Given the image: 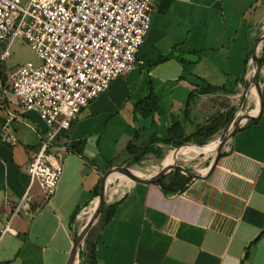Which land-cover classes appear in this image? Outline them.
Listing matches in <instances>:
<instances>
[{
	"label": "crops",
	"instance_id": "crops-1",
	"mask_svg": "<svg viewBox=\"0 0 264 264\" xmlns=\"http://www.w3.org/2000/svg\"><path fill=\"white\" fill-rule=\"evenodd\" d=\"M155 1L133 70L116 77L66 133L70 152L51 198L37 184L30 189L27 172L45 123L38 113L22 111L14 93L4 106L0 100V126L14 115L18 135L14 145L0 141V264H68L104 174L133 159L129 144L135 151L150 144L143 163L203 127H213L209 136L190 141L209 143L234 118V97L244 90L264 29V0ZM17 42H0V51L10 52L0 62L5 85L20 66L12 59ZM207 87L214 90L197 92ZM249 120L216 162L218 153L186 173L181 186L165 190L158 182L134 181L107 203L87 243L97 264H264V108ZM28 191L29 207L11 218L7 199L19 202ZM9 219L12 230L3 233Z\"/></svg>",
	"mask_w": 264,
	"mask_h": 264
},
{
	"label": "built area",
	"instance_id": "built-area-1",
	"mask_svg": "<svg viewBox=\"0 0 264 264\" xmlns=\"http://www.w3.org/2000/svg\"><path fill=\"white\" fill-rule=\"evenodd\" d=\"M155 7V0H0V42L25 40L40 59L20 66L10 85L0 79L2 106L14 93L21 110L38 113L46 125L27 167L30 189L37 184L47 199L56 193L70 152L62 139L91 101L133 70ZM9 55L0 51V62ZM14 118L0 126L1 142H18ZM31 199L29 191L19 202L7 199L11 218ZM11 230L9 219L3 233Z\"/></svg>",
	"mask_w": 264,
	"mask_h": 264
},
{
	"label": "rangeland",
	"instance_id": "rangeland-1",
	"mask_svg": "<svg viewBox=\"0 0 264 264\" xmlns=\"http://www.w3.org/2000/svg\"><path fill=\"white\" fill-rule=\"evenodd\" d=\"M17 43H18V47H17V50H16V52L12 58L13 62L15 64L18 63L20 66H22V65L26 64L28 61H32L36 64L40 63V59H39L37 53L31 48V46L28 44V42H26L25 40H22V39H18ZM263 45H264V43H263ZM263 51H264V47H263L262 52ZM261 63L263 64V68H262V71L260 74V86H261V93L260 94L264 95V57L261 59ZM249 79L250 78L248 77L247 83H246L244 88L248 87ZM242 94H243V90H240L238 92V94L236 95V97H234L235 105L232 107V110L229 112L230 116H233V117L236 114H238V121L244 117V114L239 115V112L241 111V109L243 107V105L241 107L239 106L241 99H242ZM253 108H255L254 104L249 105V107L247 108L245 113H249V112L253 111ZM258 108L259 107L255 108V109H258ZM245 121H247V119ZM245 121H243V123ZM225 129H226V127L223 129V131L220 133L219 136L222 135V133L224 132ZM62 140H65V139H62ZM209 143H212V141ZM209 143H204L202 146L207 145ZM197 144H198L197 142L189 141V142L184 143L180 147L169 148L168 151L178 149V150L184 151V152H191L195 149L192 146L197 145ZM168 151H166L162 157L148 156L145 159V161L143 163H141L140 165L132 164L131 158H124L121 163L117 164L116 166H114L112 168H116L115 171H117L118 169L124 168V167L129 168L130 170L135 169V170L142 172V173H139V172H137V171L135 172V170H133L136 174L139 173V175H142V174L147 175L150 173H156L157 171H160L162 169H166L168 167L173 166V165H161V161ZM190 155L192 158L189 159L188 161L184 162L183 165L185 167H187L189 169V171H194V172L201 170L205 166L209 165V163L214 159L213 156H208L207 153H199L198 152V153H194V154H190ZM112 168H110V169H112ZM115 171H113L108 177H110L112 174H114ZM181 174H184V173H181L178 170H172L168 175H170L171 177H176V176H179ZM132 176H133L132 174H122L120 178L119 177L114 178L109 182V184H108L109 193H112L116 189H118V193H116L115 196L111 200L106 201L105 204L111 203L114 199H116L122 193V191L124 189H126V188L129 189L135 183V182H132L129 184L127 182L129 179L132 178ZM99 191H100V188H99ZM100 217H99V219H100ZM99 219L97 220V222L94 224V226L91 228V230L88 232L87 236L84 239L82 249H81V253L79 256V260H78L79 264H86V259H85L86 249H85V247H86V245H88L87 243L90 240V238L92 237L93 232H94L93 229L97 225ZM85 222H86V220H83V224Z\"/></svg>",
	"mask_w": 264,
	"mask_h": 264
},
{
	"label": "bare ground",
	"instance_id": "bare-ground-1",
	"mask_svg": "<svg viewBox=\"0 0 264 264\" xmlns=\"http://www.w3.org/2000/svg\"><path fill=\"white\" fill-rule=\"evenodd\" d=\"M263 43H264V29H263L262 34L260 35V40L256 45L255 56L262 52L263 47H264ZM257 69H258V64L253 63L252 67L250 68L249 75H248L250 79H249V85H248V89H247L245 104H243V107H242L241 111L239 112V115L244 114V117L238 121V129L243 126V121H245L246 119L247 120L252 119L253 116L256 113H259V111H260L261 86L259 83V79L258 80L256 79ZM251 104H254L255 108H257V107H259V108L258 109L253 108V111H251L249 113H245V111L247 110V108ZM231 126H232V124H230L229 126L226 127V129L224 130L222 135L219 136V139H226L229 137V135L231 133ZM192 147L195 149L191 152H184V151H180L178 149L168 151L166 153V155L164 156V158L162 159L161 165H173V166L168 167L166 169H175L179 166H182L184 162L191 159L192 157L190 154H194V153L199 152V153H207L208 156L215 157L217 155V153L219 155L220 151L223 150L226 146L221 145L220 140H218V141L209 143V144L204 145V146L194 145ZM218 155H217V157H218ZM217 157L215 159H217ZM133 170H135V169H133ZM133 170H131L130 172H126L124 170L118 169L110 177H107L105 188L103 190H101L100 195L97 197V199L95 200L93 205L90 206L88 209H86V211L83 214V220L88 221L94 215L96 209L101 207L102 204H105L106 201L111 200L115 196V194L118 193V189H116L112 193H109V191H108V184L112 179L117 178V177L120 178L122 174L139 175V173H142L138 170H135V172L136 171L139 172L138 174H136ZM142 175H140V176H142ZM127 182L130 184L134 181L131 178ZM98 219H99V217L96 216L90 220V224H89V227H88L87 232L85 234V237L87 236L88 232L91 230V228L94 226V224L97 222ZM75 264H79V261L77 260Z\"/></svg>",
	"mask_w": 264,
	"mask_h": 264
},
{
	"label": "water",
	"instance_id": "water-1",
	"mask_svg": "<svg viewBox=\"0 0 264 264\" xmlns=\"http://www.w3.org/2000/svg\"><path fill=\"white\" fill-rule=\"evenodd\" d=\"M259 40H260V38H259ZM259 40H258V42H259ZM257 43H256V45H257ZM256 45H255V48H254V51H253L252 63H257L258 64V69H257V73H256V79L257 80L259 79V83H260V74H261V71H262V68H263V64L261 63V59L264 57V51L262 53H259V54H257L255 56ZM247 89H248V87L244 88V90H243L242 99H241V102H240V105H239L240 107L245 103ZM263 99H264V95L262 94L261 95V106H260V111H259L260 113H262L263 108H264V100ZM230 124H232V126H231V133H230L228 138H226V139L216 138V139L210 140L209 142H211V141L215 142V141L220 140V144L226 146L228 144L229 140L231 139V137L238 130V114H236L234 116V118L231 119V121L227 124V126H229ZM203 144L204 143H200V144H197V145L202 146ZM221 151H220L217 159L214 160V162H216L219 159V157L221 155ZM114 169H116V168H112V169L108 170L104 174V176L102 178V181H101L100 190H103L105 188L106 179H107L108 175L110 174V172L112 170H114ZM120 170H124L126 172H130L131 171L129 168H126V167L121 168ZM172 170H178V171H180L181 173H184V174L190 173L189 169L187 167H185L184 165H182V166H179V167H177L175 169H162L160 171H157L156 173H150V174H147V175H145V174H143L142 176L133 175L132 176V180L135 181L136 183L150 184V183L158 182L160 179H162L164 177L170 176L168 174ZM124 191H125V189L122 191L121 194H123ZM106 208H107V205L106 204H102L101 207L96 209L94 215L82 225L78 235L75 238L74 246H73V249H72L71 256H70L68 264H75L76 261L79 260V256H80L81 249H82V245H83V242H84V239H85V234H86L87 229L89 227L90 220L93 217H96V216L100 217L102 215V213L106 210Z\"/></svg>",
	"mask_w": 264,
	"mask_h": 264
},
{
	"label": "trees",
	"instance_id": "trees-1",
	"mask_svg": "<svg viewBox=\"0 0 264 264\" xmlns=\"http://www.w3.org/2000/svg\"><path fill=\"white\" fill-rule=\"evenodd\" d=\"M214 90L212 87H207L205 89H197V92L199 93H204V92H209ZM152 93V92H151ZM152 95V94H151ZM194 96V94L191 95V98ZM152 99V96H150L148 99ZM140 104V103H139ZM145 115L147 114V111H144ZM258 113H256L252 119H250L248 121L251 122L252 120H254L257 117ZM228 121H230V118H228ZM213 130V127H203L197 130V132L190 136V137H186L183 140L177 141L174 143L175 147H180L182 146L186 141H190L194 136H199V135H206L209 136V133ZM165 143H170L171 139L169 138H165L162 140ZM128 150L134 154L133 159L131 160L132 164H141L142 160L144 159V157L149 154L150 152H152V148L149 145L143 147L142 149H140V151H135V147L131 144H129L128 146ZM183 179H184V174H181L179 176L176 177H171L169 179V183L166 184L165 179L162 178L158 181V183H161L162 186L164 187L165 190H174L176 187L181 186V184L183 183ZM97 195H100V191L99 193H97ZM111 216V211H108L106 213L103 214L104 219H109ZM85 259H86V264H97V260H96V255H95V250L93 248V246L91 244H89L87 246V249L85 251Z\"/></svg>",
	"mask_w": 264,
	"mask_h": 264
}]
</instances>
